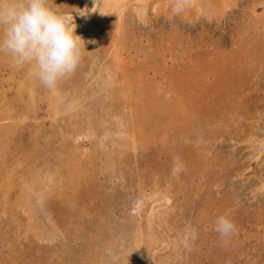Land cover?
Returning <instances> with one entry per match:
<instances>
[{"label":"rangeland","instance_id":"1","mask_svg":"<svg viewBox=\"0 0 264 264\" xmlns=\"http://www.w3.org/2000/svg\"><path fill=\"white\" fill-rule=\"evenodd\" d=\"M54 3L56 4H53V7H57L59 11L66 12L74 17L77 27L89 22L90 15L88 13L90 11L85 15H81L78 12L79 9L77 10L78 3L64 9H60L57 6V0H54ZM229 3L231 5L226 9L224 14L210 13L211 16L203 12L196 14L197 10L194 7L191 10H188V7H184L182 11L176 12L174 11L175 5L172 2L164 12L160 11L156 13L151 11L148 19L145 21L139 20L134 11H127V20H129L128 23L131 24L133 29L132 33L134 32L135 35L133 42L137 47L132 49L133 52H136L138 49L142 53L141 47L143 46L151 56V54L154 55L153 49L155 46L160 48L163 44L165 46L166 43L170 42L173 44V48L166 52L167 64L172 61H183V59H185L184 61H189L188 58L195 60L199 56L196 60L199 66L195 71L199 78L198 85L191 80L190 76L186 75L181 77L178 81L180 84L177 82L176 87L182 90L187 99L189 98L192 102L194 101V105L200 106L205 111V117L201 122L205 125L203 127H206L202 129L207 133L205 134L204 132V136H207L203 137V143L201 144L200 141L198 143V140L193 139V143L195 142L194 146L191 142L188 143V146L187 142L182 146L181 142H178V146H181L180 149L183 147L184 152H187L188 148L190 151L191 149L193 150L197 163H199L197 166L201 168V171L198 172L197 168L182 165L180 167L177 166V157H179L180 152L167 143H165L167 145L165 146L162 142L147 144L144 147H139L134 152L133 150H129L126 153L123 171L120 166L116 168V172L103 170L104 161L102 163L95 162L92 165L86 162L91 169L89 174L95 176H90L91 179L87 183L88 185L82 186L83 189L85 186L88 188L84 189L85 192H88L85 194L87 202L84 204L87 207L82 206L83 212L85 209L88 212L85 210L83 213L80 210L82 215L79 219L82 221L76 223L78 231H68L66 228V226L68 227V223L66 222L70 218L66 220L65 215L59 212L58 209L60 207L57 203H54L56 205L54 213L58 219L57 225L59 224L60 230H62L53 242H38L37 239L33 238L31 232L27 230L25 216L20 219L18 218L20 220L19 223V220H13L14 217H17V214L12 213L14 214V217H12L7 209L8 212L6 213L1 210L0 216L2 214L3 216L0 217V221L3 223L0 226V264H3V262L4 264H64L65 262L66 264L68 257L66 253H68L69 249L75 251V264H91L89 260H87L88 262L85 260V256L89 253V248H92L90 239L94 232L93 230L100 223L99 212H104L106 205L112 204L114 205V210L112 209L111 216L114 215L112 217L109 216L111 219L117 220L123 213L117 205L119 203L123 205L124 203L127 204L128 211L127 209L126 211L130 217L128 212L132 209V206L134 207L133 203L143 199H145V202L146 198H149L148 196L157 187L168 198V203L164 206V211H167L166 215H164L165 218L160 224L156 225L157 227L160 226L158 229L162 233L161 236L164 239V244H158V248H160L154 252L153 260L150 262V259H148L147 262H150V264H264V148H257L259 141L264 138V27H262L264 26V16L256 20L258 13L259 15H262L261 13L264 15V6H262V0H229ZM253 8L259 12L255 13ZM252 17H255L253 20L255 22L252 21ZM109 25L97 23L98 29L95 37H99L102 33V40L99 41L98 39L97 42L95 41V46L85 44L86 49L83 50L84 55L82 56L85 58L82 61L88 62V68L83 82H87L89 85L90 82H93L92 79H94L97 73L110 66V61L104 58L103 53L104 47L106 48L108 46L107 43L112 40L113 32ZM259 28L260 30H257ZM158 39L161 41H158ZM159 42L161 43L159 44ZM197 45L199 48H197ZM250 45H252V48ZM89 46H92L90 48L93 49V54L87 51ZM95 54L100 56V58ZM204 57L212 65H207ZM217 57H220V59L218 60ZM167 58H171V60ZM213 60L214 62L216 60V62L213 63ZM82 61L80 60L79 64ZM162 61V59H159L160 65ZM230 62H235L233 65L235 69L232 65L228 64ZM221 63L224 64L223 67L226 65L228 68H223ZM218 65L229 76H226L227 74L222 76L219 72L221 71V67H218ZM211 66L217 67L215 68L216 70ZM205 70L207 71L206 73ZM18 72L12 73L9 67L0 68V87H4L1 90L7 93L8 97L11 96L8 98V101H12V96L13 100L16 99L13 107L18 105L14 108L16 110L14 111V116L16 113L15 117L5 115L4 118V115L3 117L0 115V120L2 118L4 120V122L3 120L0 121V129H2V131L0 130V147L5 148L6 146V148H10L6 150L9 152L8 162L11 169H16L19 166L20 158H24L21 151L24 150H33L32 159L37 165L44 159L56 161L60 157H64L66 153L72 154L77 147V153H84L85 157L97 155L99 153L97 140L94 137H85L84 135L79 137L77 135L76 123L79 115L82 114L80 110L75 108L67 112L68 114L63 113L59 122L55 123V126L52 125L51 115L47 111V104L45 102L38 101L39 109L35 113L24 110L26 106L23 101L27 98L25 94L27 89L20 90V82L23 79L21 77H24V75L21 70ZM229 73H233V78L236 81H232L233 79ZM207 74L208 76H206ZM236 76L237 79H235ZM192 78L194 79V74ZM203 81L206 83L205 86ZM2 83H4V86ZM201 83L204 87L200 86ZM187 84L192 85L191 87L195 85L193 90L192 88L189 89V85ZM85 88L89 89L90 87L85 86ZM84 100L88 102L89 98L87 97ZM89 102L90 106L95 105L98 107L94 109L95 113L93 112L95 117H98L101 112V107H99L101 102L98 99ZM121 102L124 101L122 100ZM125 110L128 111L127 108ZM70 113H73V115L69 116ZM22 115H25L24 125L28 127L21 124L15 128L16 130H11V126L9 127L11 124L7 123L9 121L13 122L12 124L19 123ZM38 120L39 122H37ZM57 127L58 129H56ZM97 130L99 131V129ZM55 131L58 133L57 136L53 135ZM4 133H7V135ZM61 133H65L66 135H62ZM44 138L47 142H45ZM34 143L38 144L37 147ZM39 148H41L40 151ZM198 149L202 150L198 151ZM58 152H60V155ZM185 157L190 158L189 155ZM205 168L206 171L202 172ZM97 171L100 172L98 173ZM137 179H141L148 186L146 196L140 193L141 187L136 182L138 181ZM158 182L160 185L157 186L156 183ZM105 193H107L106 198L109 199L107 201H105V198H102ZM13 204L11 203L9 206L6 204L5 206L12 211L15 208ZM2 205H0V209L4 207ZM149 206L147 204L145 209ZM142 213L143 215L138 219H141L140 221L145 223V211H142ZM219 215H225L231 221L232 231L227 237H221L215 231L214 222ZM74 217L77 216L74 215ZM60 219H64L63 221L65 222H62ZM89 219L90 222H86ZM75 220L77 219L75 218ZM83 225L84 227H81ZM2 230L4 231L3 235ZM76 233L77 235L74 236ZM59 254L61 257H59Z\"/></svg>","mask_w":264,"mask_h":264},{"label":"bare ground","instance_id":"2","mask_svg":"<svg viewBox=\"0 0 264 264\" xmlns=\"http://www.w3.org/2000/svg\"><path fill=\"white\" fill-rule=\"evenodd\" d=\"M171 2L173 5H175V0H57L58 3L57 6H59L60 9L69 7L72 4L76 5V3H78V8L76 7L77 10L87 9L88 11H90L89 13L87 11V13L90 15V20H88L89 22H87V24L85 25L76 28V34L80 35L85 40L86 42L85 44H90L93 46L95 41L97 42L98 39L99 41L102 40L103 38V36L101 35L102 33L99 35V37L97 38L95 37V34L98 29L96 26L97 23H100V25H103L104 23L105 25L110 24L109 27L111 26V30L113 32L112 40L109 43H107L108 46L106 48L103 46L105 49L103 52L104 58L110 61V66L105 70H102L100 72L98 71L99 73H97L94 76V79H92L93 82L92 83L90 82V85L87 82H83V80L85 79L84 76L85 74H87V68H88L87 65L88 62L82 61L84 60L85 57H82L83 59L81 58L82 63H80L76 67L73 73L61 79L54 89H49L48 87L44 86L39 80H37L36 78L32 77L29 74L28 66L18 67L15 64L10 54L0 52V68L9 67L12 73H16L21 70V72L24 75V77L23 76L21 77V79L22 78L23 79L20 82L19 88L20 90L27 89L25 93L27 95V98H25V100L23 101L26 106V108L24 109L26 112L35 113L36 110L39 109L38 101H43L47 104V111H49L51 115V120L53 123L52 125L55 126V123L59 122L63 113L68 114L67 112L76 108L77 110H80V112L82 113V114L79 113L80 115L76 123L77 135H79V137L83 135L85 137H91V138L94 137L98 143L99 153H97V155H90L88 157H85L84 153L82 154L77 153L78 151V147H77L72 154L66 153L64 157L62 156L56 161H50L49 159H44L41 160V162H39L38 165L35 164V161L32 159V154H34L33 150L32 151L24 150L21 151L24 158L23 159L20 158L19 166L16 169H11L9 165L8 162L9 152H7L6 150L8 147L7 148L6 146L5 148L0 147V205L3 204L2 207L4 206L2 209H0V211L3 210V212L5 213L9 211L8 213L12 217H14V214H17V217H14L13 219L14 221H17L21 217L25 216L26 218L25 220H27V230L31 232L33 238L37 239L38 242H43V243L44 241L53 242L55 239H57L58 235L61 233L62 229L60 230L59 224L57 225L58 219L56 218V214L54 213V209H55L54 207L56 206L54 205V203H57V205L60 207V209L58 210L59 212H61V214L63 213L65 215L66 220L70 218L66 222L68 223V227L66 226L68 231L69 232L78 231L76 228V223L82 221L79 219V217L81 218L82 215L80 213V210H82L83 212L82 206H86L84 204H86L87 202L85 194L88 192H85L84 189L85 188L88 189L86 187L88 185L87 183L90 181L91 177L95 176V175L91 176L89 174V172H91L90 171L91 169L89 168L87 163L92 165V163L95 162L102 163L104 161L105 165L103 167V170L116 172V168L120 166L123 171L126 161V153L129 150H133L134 152L139 147H144L147 144L162 142L164 143V145L165 143H167L171 147H175L174 149L180 152L179 154L180 158L177 157V166L180 167L182 165L185 167L197 168L198 172L201 171V168L197 166L199 163H197V159L195 157V154L193 153V150L191 149L190 151V149L188 148L187 152H184L183 151L184 148L182 147L183 149L182 148L180 149L181 146L180 145L178 146V142H181L182 146L186 142H187V146L189 145L188 143L190 142L194 146L195 142L193 143L192 141L193 139L198 140V143L199 141L201 144L203 143L202 142L203 137L207 136V135L204 136L205 130L203 131L202 129L203 128L205 129L206 127H203L205 125L201 122L202 119L205 117V111L202 110L200 106L198 107V105L197 106L194 105L195 104L194 101L192 102V100H189V98L187 99L186 95L183 94L182 90L176 87V83L181 79V77L186 75L190 76L191 80L194 81L196 85H198L197 82L199 81V78H198V74L195 73V71L199 66L196 61L199 58V56L195 60L193 58L187 57L189 61H184L185 59H183V61H179V62L172 61L171 63L167 64L166 52L173 48V44L170 43L169 41H168L169 43H166L165 46L164 44L163 46L161 45L162 47L160 48L155 46V48L153 49L154 55L151 54V56L150 53L143 48V46L141 47V51L143 54L138 49L136 50V52L134 51L135 53L132 51V49L137 47L136 44L133 42L135 35L134 32L132 33L133 29L131 27V24L128 23L129 20H127V11L128 10L134 11L137 17L139 18V20L145 21L148 19L149 13L151 11L156 13H159L160 11L164 12L166 8L171 5ZM230 5L231 4L229 3V0H188V3L186 4L185 7H188V10H191L194 7V9L197 10L196 14H199V12L200 13L203 12L210 15V13L224 14L226 9ZM262 6H264V0H262ZM254 12L258 13L259 11H256L254 9ZM261 14L262 15H259V13L258 15L256 14L253 15H256L257 16V17L255 16L256 20H258L259 18L264 16L263 13ZM254 18L252 19V21L254 20ZM257 30H260V28ZM174 39L176 38L174 37ZM159 40L160 39H158V41ZM160 43L161 42H159V44ZM252 45H250V47ZM92 46H89V48L87 49V51L91 52V54H93L94 52L92 51L93 49L90 48ZM197 48H199L198 45ZM184 52L186 51L184 50ZM218 54H222V53H218ZM97 57L100 58V56L98 55ZM207 58L209 59L208 56ZM159 59L163 60L162 64L164 63V65L159 64ZM167 59L171 60V58H167ZM217 59L219 60L220 57L219 58L217 57ZM101 60L103 59L101 58ZM206 61H207V65H212V63L210 64L208 60ZM215 62L213 60V63ZM228 64L234 67L233 65L235 64V62L232 63L230 62ZM223 65L224 64H222V67ZM218 67L221 66L218 65ZM222 67L220 68L221 71H219L220 74L222 76L223 75L225 76L226 74H227L226 76H229L228 73L222 71L223 68L227 66L225 65V67L223 68ZM192 72L194 74V79L192 78L193 74L191 75ZM206 72L207 71L205 70V73ZM212 73L214 74V71ZM229 74L230 77H232L233 79L231 80L236 81L233 78L234 77L233 73L232 74L229 73ZM206 76H208V74ZM235 79H237V76ZM205 84L206 83H204V86ZM2 85L4 86V83H2ZM187 85L190 86V84ZM85 86H89L90 88L86 89ZM189 86L188 88L189 89L192 88L193 90V87L195 85L193 87H191L192 85L190 87ZM200 86H203V84L201 83ZM3 88L0 87V115L2 117L4 115V118L5 115H9V117L12 116L15 117L16 113L14 116V111L16 110H14V108L17 107L18 105L15 107L13 106L16 103L15 101L16 99L13 100V96H12V101L11 100L8 101V98L11 96L8 97L7 93L2 91ZM183 89H185V87H183ZM87 97L89 98V101H95L96 99H98L101 102V105L99 106L101 107V109L99 108L101 112L98 117H95V115L93 114L94 109H97L98 107L95 105L90 106L89 101L85 102L84 99ZM122 100L124 102H121ZM126 108L128 109V111L125 110ZM72 115L73 113L69 114V116ZM24 116L25 115H22L23 119L21 118V120H19V123H17L18 125L16 123L12 124L13 122L9 121V123L7 124H11L9 125V127L11 126L10 129L11 130L15 129L21 124L24 125L25 124ZM37 122H39V120ZM52 125L51 127L53 128ZM24 126L28 127L27 125ZM56 129H58V127ZM97 129H99V131ZM0 130L2 131V129ZM4 134L7 135V133ZM57 134L58 133H56V131L53 133L54 136L55 135L57 136ZM61 134L66 135L65 133H61ZM205 134L207 133L205 132ZM54 139L56 138L54 137ZM45 142H47L46 139ZM59 145L61 147V143ZM43 146L45 145L43 144ZM257 148L258 149L264 148V138L261 141H259V145H257ZM9 149L10 148H8V150ZM40 149L41 148H39V151ZM199 150L201 151L202 149H198V151ZM58 154L60 155V152H58ZM188 155L190 156V158L185 157ZM204 171H206V168L203 169L202 172ZM137 180L138 181L136 182H138L139 187H141L140 193H142L143 196H146L148 186H146L145 182L142 181L141 179H137ZM156 184L157 186L160 185L159 182ZM84 185L86 186L83 189L82 186ZM158 188L159 187L155 188V190L152 191L153 193H151L150 196H148L149 198H146L147 200L145 202H144L145 199L138 200L137 202L134 203L132 201L134 207L132 206V209H130L131 211L129 210L128 212L130 214V217L129 215H127V211H128L127 204L123 203V205H120L119 203L117 205L119 210H122L123 212L121 216L118 217L117 220H113L110 218L112 209L114 210V205L112 204L106 205L105 207L106 212L105 211L99 212L98 216L100 217V223L95 227V230H93L94 232L90 239L92 248H89L90 251L85 256L86 258L81 254L85 258V260L86 261L89 260L91 264H147V263L150 264V262L153 260L154 252L160 248V247L158 248V244L159 243L164 244L163 241L164 239H162L161 236L162 233H160L158 229V227L160 226L157 227L156 225L160 224L161 221L165 218L164 215H166L167 211H164V206L166 203H168V198L166 194L158 190ZM106 195L107 193H105L104 197L102 196V198H105V201L109 200L108 198H106L107 197ZM96 197H98V195H96ZM11 203H14L13 205H15L14 206L15 208L12 211L9 210L8 207L6 208L5 206L6 204H8L9 206V204ZM147 204H149L150 206L147 207V209H145V206H147ZM142 211H145L144 213L146 220L145 223H142V221H140L141 219H138L140 216L143 215ZM74 215H76L77 217L73 218ZM1 216H3V214ZM75 218L79 221L75 220ZM60 220L62 222H65L63 221L64 219H60ZM9 221H11V219H9ZM86 222L89 223L90 219L89 221ZM2 223L3 222L0 223V226L2 225ZM81 227H84V225ZM3 234L4 231L2 232V235ZM75 235H77V233L74 234V236ZM74 252H75L74 250L69 249L68 253H66L68 254V257L66 259L67 262L66 264H75L76 260L74 257L75 255ZM59 257H61L60 254ZM148 259H150V262H147ZM79 261L78 263H80Z\"/></svg>","mask_w":264,"mask_h":264},{"label":"clouds","instance_id":"3","mask_svg":"<svg viewBox=\"0 0 264 264\" xmlns=\"http://www.w3.org/2000/svg\"><path fill=\"white\" fill-rule=\"evenodd\" d=\"M188 0H175L180 12ZM54 0H0V52L8 53L18 67L28 66L29 74L49 89L74 72L85 40L76 34L77 24L71 14L53 7ZM81 15L87 9L78 10ZM215 231L227 237L231 221L219 215Z\"/></svg>","mask_w":264,"mask_h":264}]
</instances>
